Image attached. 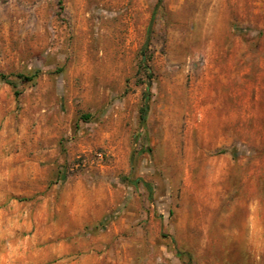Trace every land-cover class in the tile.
I'll use <instances>...</instances> for the list:
<instances>
[{
  "label": "rangeland",
  "instance_id": "rangeland-1",
  "mask_svg": "<svg viewBox=\"0 0 264 264\" xmlns=\"http://www.w3.org/2000/svg\"><path fill=\"white\" fill-rule=\"evenodd\" d=\"M1 74L0 264H264V0H0Z\"/></svg>",
  "mask_w": 264,
  "mask_h": 264
},
{
  "label": "trees",
  "instance_id": "trees-1",
  "mask_svg": "<svg viewBox=\"0 0 264 264\" xmlns=\"http://www.w3.org/2000/svg\"><path fill=\"white\" fill-rule=\"evenodd\" d=\"M161 0H157V3H160ZM141 68H144L145 71H147V76L150 79L152 77V73L149 69V67L147 66L146 63H144V61H141ZM38 72V71H37ZM18 78L20 79H24V80H28L31 81L36 77V72L34 74L31 75H22V74H18L16 75ZM0 79L13 85V81H10V79H8V77L4 74L0 75ZM149 88H150V81H148L147 83V87L145 92L143 93L142 99H143V105L141 106V108L139 109V121L140 123H144L145 118H146V114L148 111V101H149Z\"/></svg>",
  "mask_w": 264,
  "mask_h": 264
}]
</instances>
